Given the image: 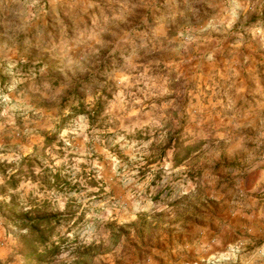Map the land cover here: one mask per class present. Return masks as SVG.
<instances>
[{"label":"clouds","instance_id":"9594fccd","mask_svg":"<svg viewBox=\"0 0 264 264\" xmlns=\"http://www.w3.org/2000/svg\"><path fill=\"white\" fill-rule=\"evenodd\" d=\"M0 264H264V0H0Z\"/></svg>","mask_w":264,"mask_h":264}]
</instances>
